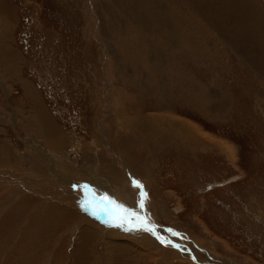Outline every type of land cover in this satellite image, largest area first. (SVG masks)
I'll return each instance as SVG.
<instances>
[{
    "label": "rangeland",
    "instance_id": "1",
    "mask_svg": "<svg viewBox=\"0 0 264 264\" xmlns=\"http://www.w3.org/2000/svg\"><path fill=\"white\" fill-rule=\"evenodd\" d=\"M0 264H264V0H0Z\"/></svg>",
    "mask_w": 264,
    "mask_h": 264
},
{
    "label": "snow or ice",
    "instance_id": "2",
    "mask_svg": "<svg viewBox=\"0 0 264 264\" xmlns=\"http://www.w3.org/2000/svg\"><path fill=\"white\" fill-rule=\"evenodd\" d=\"M132 185H133V187H137V188H142V187H143V186L140 184V182H139V181H136L135 179H133V181H132ZM101 199H102V200L106 199L109 203H115V202L113 201V199H112L111 197H107L106 194H105V196L102 197ZM139 203H140V206L143 207V199H141ZM116 207H117V209H123V205H118V204H117ZM125 211H127V210H125ZM132 215H133V217H135V219H136V221H137L139 227H142L145 231H150V232H152L153 235H156V232H155V230H154L153 228H151V227H147V226L145 225V222H144L143 218H141V217H140L138 214H136V213H133ZM116 218H117L118 221H119V222L116 224L117 227H123L124 224L127 223V224H129V228H128L129 231L136 230V226H135V225H132L131 220H130L129 218H127L126 216H119V215H117ZM168 231L171 232L172 230H171V229H168ZM174 234H175V233H174ZM157 239H159L161 243H167V242H166L163 238H161L160 236H157Z\"/></svg>",
    "mask_w": 264,
    "mask_h": 264
},
{
    "label": "bare ground",
    "instance_id": "3",
    "mask_svg": "<svg viewBox=\"0 0 264 264\" xmlns=\"http://www.w3.org/2000/svg\"><path fill=\"white\" fill-rule=\"evenodd\" d=\"M156 14V13H155ZM243 25V24H242ZM52 131V130H51ZM55 132V131H54ZM53 134V133H52ZM60 141V140H59ZM52 144V146H58L57 144H55V141H54V143H51ZM72 181V180H71ZM70 181V182H71ZM71 184V183H70ZM70 187V186H69ZM144 189V188H143ZM71 192H73V191H71ZM64 193V196H66V194L68 193V192H63ZM70 193V192H69ZM74 193V192H73ZM62 194V193H61ZM125 246V245H124ZM124 249V248H123ZM166 254V253H165ZM167 255V254H166ZM165 255V256H166ZM187 255V254H186ZM189 255V254H188ZM195 256H197V255H195ZM195 256L193 255V254H191V256H190V258H192L193 259V257L195 258ZM200 256V255H199ZM202 260H208V261H210L209 259H208V257L207 256H205V257H202L201 258Z\"/></svg>",
    "mask_w": 264,
    "mask_h": 264
},
{
    "label": "water",
    "instance_id": "4",
    "mask_svg": "<svg viewBox=\"0 0 264 264\" xmlns=\"http://www.w3.org/2000/svg\"><path fill=\"white\" fill-rule=\"evenodd\" d=\"M87 189H88V188H84V190L88 193ZM166 230L168 231V229H166ZM168 232H169V231H168ZM171 232H172V231H171ZM173 233H174V232H173Z\"/></svg>",
    "mask_w": 264,
    "mask_h": 264
},
{
    "label": "crops",
    "instance_id": "5",
    "mask_svg": "<svg viewBox=\"0 0 264 264\" xmlns=\"http://www.w3.org/2000/svg\"><path fill=\"white\" fill-rule=\"evenodd\" d=\"M90 218H91V217H90ZM95 219H96V220H98V218H97V217H95ZM86 232H88V231H86Z\"/></svg>",
    "mask_w": 264,
    "mask_h": 264
}]
</instances>
